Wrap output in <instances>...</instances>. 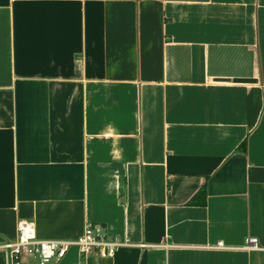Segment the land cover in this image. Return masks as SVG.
Segmentation results:
<instances>
[{"label":"crops","instance_id":"crops-1","mask_svg":"<svg viewBox=\"0 0 264 264\" xmlns=\"http://www.w3.org/2000/svg\"><path fill=\"white\" fill-rule=\"evenodd\" d=\"M22 221L126 243L60 264H264V0H0V264Z\"/></svg>","mask_w":264,"mask_h":264},{"label":"built area","instance_id":"built-area-1","mask_svg":"<svg viewBox=\"0 0 264 264\" xmlns=\"http://www.w3.org/2000/svg\"><path fill=\"white\" fill-rule=\"evenodd\" d=\"M125 244L110 239L101 226L93 224H87L82 237L75 241L40 240L35 224L22 221L19 223L17 239L4 248L9 252L10 264H60L74 248L81 259L92 254L110 258ZM244 248L248 251L260 250L255 239H249ZM217 249L226 248L223 243H219ZM26 260L30 263H26Z\"/></svg>","mask_w":264,"mask_h":264}]
</instances>
